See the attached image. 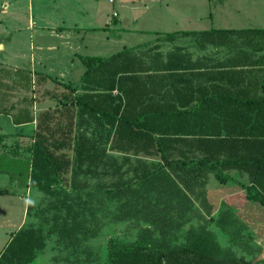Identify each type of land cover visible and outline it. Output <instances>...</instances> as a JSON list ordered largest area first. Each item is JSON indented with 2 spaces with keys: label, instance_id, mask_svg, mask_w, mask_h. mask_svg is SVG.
Wrapping results in <instances>:
<instances>
[{
  "label": "trees",
  "instance_id": "trees-1",
  "mask_svg": "<svg viewBox=\"0 0 264 264\" xmlns=\"http://www.w3.org/2000/svg\"><path fill=\"white\" fill-rule=\"evenodd\" d=\"M178 35L194 37L202 50L212 46L236 52L219 62L193 61L181 46L163 53L158 42L172 43ZM158 36L143 54L125 48L109 57L80 55L79 88L67 85L55 126L54 113L37 116L28 149L30 185L52 201L37 216V227L28 225L12 236L0 264H32L53 234L67 247L93 237L87 229V216H94L88 204L106 190L104 183L91 189L92 178L108 177L113 193L126 198V210L116 219L120 222L165 221L155 209L161 202L180 213L194 209L192 197L210 216V175L221 184L236 182L232 173L241 175L243 182L236 183L246 199L264 207V86L258 75L264 73V29ZM34 120L28 110L12 117L14 125ZM65 174L70 175L69 191L55 187ZM43 223H51L46 233ZM237 223L230 210L216 221L227 235L226 224ZM145 235L151 238L153 230H143L129 244L110 239L106 264H257L222 248L203 225L190 229L186 242L177 246L146 243Z\"/></svg>",
  "mask_w": 264,
  "mask_h": 264
},
{
  "label": "rangeland",
  "instance_id": "rangeland-1",
  "mask_svg": "<svg viewBox=\"0 0 264 264\" xmlns=\"http://www.w3.org/2000/svg\"><path fill=\"white\" fill-rule=\"evenodd\" d=\"M55 1L58 0H0V19L16 13L25 17L31 13L35 16L41 13L48 14L53 8L48 9V7L54 5ZM122 2L126 4L134 2L133 6L135 7L133 9H130L129 6H126L127 9L120 7ZM78 3L94 13L93 25L96 26L94 30L96 29L97 32L89 33L92 36L84 37L88 33L85 32L84 28L82 29L89 22H82L83 20L77 19L76 22L72 21L77 25H73L71 22L70 28L76 31L78 35L73 38H63L69 43L61 46L60 41L54 35L55 32H59L63 22L59 19L50 18L49 21H35L34 28L44 31L41 32L44 47L48 45L54 47L58 44L63 48L62 50L52 48L51 51L44 52L48 51L46 47L33 51L28 50L25 60L27 62H22L23 65H21L20 70H17L18 73L11 67L10 63L13 62L9 60L7 50L5 53L0 52V114L4 108L6 109L11 105L17 106V109L20 107L27 108L32 112L44 108L46 109L44 111L54 113L55 119L51 124L55 126L58 114L63 111V105L60 101L62 95L68 92L67 85L79 88L80 78L84 71L78 58L80 55L109 57L125 48L133 49L136 54H143L149 47L153 46L155 39L159 37L158 35L167 32L204 31L211 28L264 29V0H113V3H110L109 0H78ZM145 9L148 10V13H140ZM114 10L118 13V17L112 16ZM122 11H126L127 16H123ZM69 12L72 16L75 15V13H71V10ZM70 14L62 13L61 17L66 18ZM5 23V20H0L1 30L6 29L7 26L3 27ZM20 24L24 25L25 22ZM74 26L76 27L74 28ZM3 37L0 35V41ZM158 43L163 53H167L175 46L184 47L186 50L198 48L194 37L181 35L176 36L172 43ZM142 44H148V46H140ZM21 49L25 51L24 45H21ZM233 51L235 52V50ZM234 52L227 48L207 46L203 53L215 60L231 57ZM191 54L196 55L197 52L193 51ZM33 60L35 66L31 65ZM258 75L264 86V73L259 72ZM43 96H46L49 101L33 102L35 99L41 101L40 98ZM42 100L44 99L42 98ZM36 104L37 108L34 109ZM2 125L5 130L12 128V132H16L15 136L19 138L8 139V135L0 134V142L5 140L13 146L10 149V155L17 154V157L13 158L8 154L9 148L0 150V179L2 181L14 177L16 183L18 180L22 182L28 173L30 175L31 169L27 163L30 161L31 164V154L28 149L35 140L36 129L32 125L21 128V130L20 128L14 129L11 124L9 125L4 120ZM19 131L21 133L23 131V133L20 134ZM17 147L20 149L15 151ZM66 154L69 157L72 156L70 151H67ZM239 178L242 176L235 174L234 180L236 182H239ZM69 180V174L62 175L58 178V184L55 187L69 191ZM110 182L108 177L89 180L91 189L100 183H104L106 190L95 193L92 201L88 204L94 216H87L90 220L87 229L88 234L91 233L93 237L82 241L76 247H67L65 240H59L56 234L47 236L45 252L38 256L35 264H106L107 243L110 239L129 244L138 239L139 235L143 234V230L151 229L153 236L149 238V235H145L146 243H150L149 239H152L163 241L169 246H177L185 243L189 230L197 228L199 225H203L212 231L219 245L224 249L233 251L236 256H244L247 252V244L251 238L246 226L238 223L226 224L228 235L222 234L217 229L216 221L223 212L229 211L225 203L221 205L218 214H213L212 210L211 215L208 216L198 206V201L194 197L191 198L194 209L180 213L170 210L164 202H161L155 209L159 211L158 215L168 222L166 227H163L165 221L150 225L138 218L120 222L116 219L120 215L119 213L126 210V207L122 206L126 198L116 196L108 185ZM1 183L0 186H5L8 182ZM208 189L214 205L217 206L218 197L223 194L232 196L234 185L232 183L221 184L211 178ZM151 198L156 200V194H151ZM229 200L236 212L239 211L241 216H246V222L250 225H252L251 222H255L256 226L259 224L260 228L264 229V212L261 210L263 208L261 205L249 206L243 196L233 195ZM51 201V198L43 194L35 216H40ZM51 214L52 211H47L46 215L50 217ZM169 220L172 221L171 224ZM40 222L32 223L29 226L37 227ZM50 226L51 223H43L41 227L43 233H46ZM159 230H163L162 235L159 234Z\"/></svg>",
  "mask_w": 264,
  "mask_h": 264
},
{
  "label": "crops",
  "instance_id": "crops-1",
  "mask_svg": "<svg viewBox=\"0 0 264 264\" xmlns=\"http://www.w3.org/2000/svg\"><path fill=\"white\" fill-rule=\"evenodd\" d=\"M109 2L113 3V0H109ZM134 4H135L134 2L131 4H126L125 2H122L120 4V7L126 8V6H129L130 9H133V7H135L133 6ZM82 7L83 6L78 3V0H58V1H55L54 5L52 6L50 5L48 7V9L52 8V10L50 9L48 14L41 13V14H36L35 16L33 13H31V14H28V16L26 17L22 16L20 13L9 14L8 16L6 15L5 17H3V19H0L2 21L4 20L6 21L3 27L7 26L6 29H3V30L0 29V35L4 36L3 38H1V41H0V49L2 48V51L0 52L5 53L7 50L8 55H9V60L13 62V63H10L11 67H13L14 71L18 73L17 70L21 69V65H23L22 62L24 63L27 62L25 60H26V54L28 50L33 51L35 49H43L46 47V46L44 47L45 45L44 39L41 36V32H44V31L42 29L34 28V22L35 21L36 22L49 21L50 18L59 19L63 22L61 28L59 29V32L53 31L55 32V35H54L55 38H57V40L60 41L61 46H63V44L65 43H69L68 40H65L63 38H67V37L73 38L74 36L78 35L76 34V31L71 30L70 28L71 22L72 21L76 22L77 19L79 21L83 20L82 22H87V23L89 22L88 25L82 27V29L84 28L85 32L88 33L87 35H84V37L92 36V35H89V33L94 32L95 30L93 29L96 28V26L93 25L94 24V21H93L94 13L92 11H88L87 8H84V7L82 8ZM69 9L71 10V13H75L74 16L70 14ZM125 12L126 11H122L123 16H127ZM62 13H66L70 15L64 18V17H61ZM114 13H116V16L114 15L112 16L118 17V13L115 10L113 11V14ZM140 13L146 14L148 13V10L145 9L143 12H140ZM129 16L131 18V15ZM22 22H25V24L21 25L20 23ZM72 23L73 25L76 24L74 22ZM65 25L69 27H66ZM75 27L76 26H74V28ZM5 31H7L6 34H4ZM21 45H24L25 51L21 49ZM61 46L58 44L54 47L48 45L46 47L48 51H44V52H49L52 50V48L56 50H62L63 48ZM214 48H217V47H214ZM204 50L205 49L202 50L199 48H194L191 50L188 49L187 51L190 54L193 51L197 52L196 55L191 54L193 61H196V60L210 61L211 60L213 62H219V61L224 60V59L213 60L211 59V57L206 56V54L203 53ZM18 52H20V54H18ZM199 52L201 53L199 54ZM31 65L35 66L34 60H33V63L31 62ZM33 97L36 98V96H33ZM42 98L44 100H42ZM40 100L41 101H38V100L36 101L35 99V101L33 102L49 101V99H47L46 96L41 97ZM35 108H37V104L36 106H34V109ZM19 110L25 111L28 109L24 107L23 108L20 107V109H17V106L11 105L10 107L6 109L4 108V110L2 111V114H0V134L8 135V137L6 136L8 139H11V138L17 139L19 137L15 136L16 132L15 133L12 132V128H10L9 130H5V127H3L2 125L3 120L8 122L9 125L11 124L14 129L20 128L21 130V128L27 127L28 125H32L33 128L35 129L37 116L40 114V112H43L46 109L40 108L39 111L36 110L34 112L28 110L30 114L35 118V120L32 123L14 125L12 122V117ZM19 133L22 134L23 131L22 133L19 131ZM8 148H9L8 154L9 156H11L10 149L13 148L12 144H10L9 142L5 140L0 142V150H3V149L7 150ZM18 149L20 148L17 147L15 151H17ZM11 157L16 158L17 154H13ZM27 164L29 166V169H31L30 161ZM231 176L235 178V173H232ZM13 178L14 177H9L8 179H4L2 181L0 179V184H2L1 182H8L5 186H0L1 188L0 189V256L2 255V253L4 252L8 244L10 243L13 235H15L21 228L27 227L28 225L32 223L35 224L36 222H38V218L37 216H35V213L43 197V193L39 192L36 188L30 185L29 173L26 175L25 179L22 182L18 180V183H16L15 179ZM211 178L212 177L209 178V182ZM238 181L243 182V179L239 178ZM209 182L206 188L207 189V199L212 206L213 214H218L221 209V205L225 203L228 206L233 217L238 221L239 224H243L244 226H246L247 232L250 234L249 237L251 239L249 240L247 244V252H245L244 254L245 259L253 263L264 264V229L260 228L259 224H257L258 226H256L255 222H251L252 225L246 222L247 221L245 218L246 216H241L239 214L240 213L239 211L236 212L234 210V206L231 204V201L229 200L232 198L233 195L243 196V198L246 199L245 191L236 182L234 181L228 182L234 185L232 196L230 195L227 196L225 194L221 195L220 197L217 198L218 202L216 206L214 205L213 200L209 194V189H208ZM246 204L249 206H253V204H257V203L251 202L246 199ZM261 210H263L264 212V207L261 208ZM263 227H264V224H263ZM217 229L223 234V232L219 228ZM46 244H47V241H46ZM45 249L42 252H40L38 256L44 253ZM37 258L32 264H35V262L37 261Z\"/></svg>",
  "mask_w": 264,
  "mask_h": 264
},
{
  "label": "built area",
  "instance_id": "built-area-1",
  "mask_svg": "<svg viewBox=\"0 0 264 264\" xmlns=\"http://www.w3.org/2000/svg\"><path fill=\"white\" fill-rule=\"evenodd\" d=\"M113 15L116 16V13H114Z\"/></svg>",
  "mask_w": 264,
  "mask_h": 264
}]
</instances>
